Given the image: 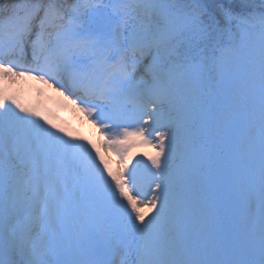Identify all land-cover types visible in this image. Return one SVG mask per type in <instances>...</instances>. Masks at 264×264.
<instances>
[{
  "label": "snow or ice",
  "instance_id": "6c2138e0",
  "mask_svg": "<svg viewBox=\"0 0 264 264\" xmlns=\"http://www.w3.org/2000/svg\"><path fill=\"white\" fill-rule=\"evenodd\" d=\"M259 8L0 3V264H264V0ZM20 77L75 96L108 130L121 170L25 106L10 91ZM121 96L130 121L105 124L103 105ZM131 136L157 149L150 167L128 168Z\"/></svg>",
  "mask_w": 264,
  "mask_h": 264
},
{
  "label": "bare ground",
  "instance_id": "6f19581e",
  "mask_svg": "<svg viewBox=\"0 0 264 264\" xmlns=\"http://www.w3.org/2000/svg\"><path fill=\"white\" fill-rule=\"evenodd\" d=\"M0 1L2 2L3 0ZM20 78L22 84L21 89L23 92L29 93L34 96H39V97L42 96L43 99L46 100V102L48 103L47 105L49 110L55 112L54 119L46 114L48 116V119L51 120L53 124L57 125L58 128L63 129L65 133L70 134V136H65L66 139H71L73 140V142H77V143L87 144L86 138H84L81 135L80 131L81 130L83 131L82 128L85 126V124L88 123V117L82 111H80V109H78L75 104L71 103L64 93L63 95H61L62 93L61 91L55 90L53 94H48L49 91H53V87H49L47 84H44L39 80H34L31 77H20ZM49 83L52 82L50 81ZM110 105L117 107L119 104H117L115 100L113 104ZM83 133L88 134V136L90 137L89 133L87 132H83ZM139 141L140 142L138 144L134 146H130L128 148V151L125 153L124 160L128 164L142 160L145 164H147L150 167V162L148 160V157L155 155L154 147L152 145L149 146V144L143 143L140 138ZM89 146L91 145L88 144V147ZM92 155L95 156L96 153L92 152ZM97 161L99 160L97 159ZM112 170L115 172V169L113 167ZM144 170L146 171V173L145 175L141 176V183L143 187L146 188L148 191V184L151 182V176L146 169ZM80 196L83 198V202H87L86 191L83 190L80 191ZM149 198H150V192H149ZM100 219L101 218L98 216L97 220L99 221Z\"/></svg>",
  "mask_w": 264,
  "mask_h": 264
},
{
  "label": "rangeland",
  "instance_id": "374dc122",
  "mask_svg": "<svg viewBox=\"0 0 264 264\" xmlns=\"http://www.w3.org/2000/svg\"><path fill=\"white\" fill-rule=\"evenodd\" d=\"M5 2H8V0H3L2 2L0 1V3H5ZM104 2L106 3L107 0H104ZM227 43H228V36L225 35L223 39V44L227 46ZM9 84H10V91L14 92L18 96V98L21 100V102L25 104V106L38 108L42 111H45V113L49 115L51 118L53 119L55 118L54 117L55 112L52 110H49L48 105H47L48 103L46 102L45 99H43L42 96L41 97L34 96V95H31L29 93H25L22 91L21 78H19L16 81H10ZM54 91L55 89L53 87V91H49L48 94H53ZM145 119H147V117H145ZM82 129L83 131L82 130L80 131L82 132V136L87 138V135L83 132L89 133L90 139H88V141H91V145H92V141L95 145H97L96 150L99 152V154L105 155L106 156L105 158L108 161V163L109 164L112 163L114 167H117L119 165V167L117 168V171L121 170V164L118 162V160H116V158L112 154L106 152L107 142L105 140V137L102 135V133L100 131H97L96 127L90 121H88V123L85 124V126ZM156 152H157V149L154 148V154ZM150 197H151V193H150Z\"/></svg>",
  "mask_w": 264,
  "mask_h": 264
},
{
  "label": "trees",
  "instance_id": "16d2710c",
  "mask_svg": "<svg viewBox=\"0 0 264 264\" xmlns=\"http://www.w3.org/2000/svg\"><path fill=\"white\" fill-rule=\"evenodd\" d=\"M70 2H71V0H70ZM254 3L256 5V9L255 10H256L257 14H259V12L261 11V9L259 8V0H254ZM243 69H244V67L242 65H239V66L236 67L235 70L238 73H241L242 74L244 72V70H245V69L244 70Z\"/></svg>",
  "mask_w": 264,
  "mask_h": 264
}]
</instances>
